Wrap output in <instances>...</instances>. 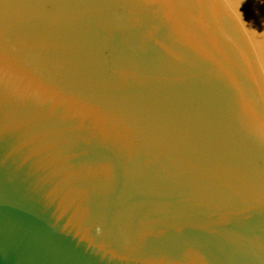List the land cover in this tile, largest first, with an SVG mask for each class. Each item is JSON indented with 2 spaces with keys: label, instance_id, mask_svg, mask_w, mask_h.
<instances>
[{
  "label": "water",
  "instance_id": "water-1",
  "mask_svg": "<svg viewBox=\"0 0 264 264\" xmlns=\"http://www.w3.org/2000/svg\"><path fill=\"white\" fill-rule=\"evenodd\" d=\"M0 264H264V0H0Z\"/></svg>",
  "mask_w": 264,
  "mask_h": 264
}]
</instances>
